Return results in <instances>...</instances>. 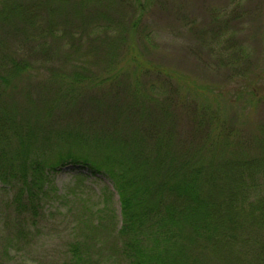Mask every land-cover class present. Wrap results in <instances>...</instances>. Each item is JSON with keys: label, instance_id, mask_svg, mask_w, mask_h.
<instances>
[{"label": "rangeland", "instance_id": "obj_1", "mask_svg": "<svg viewBox=\"0 0 264 264\" xmlns=\"http://www.w3.org/2000/svg\"><path fill=\"white\" fill-rule=\"evenodd\" d=\"M0 40L15 47L7 54L0 49V85L17 87L15 102L32 114L33 103H49L74 73L90 77L92 72L99 78L106 77L100 67L109 61L125 66L112 86L92 90L93 98L99 96L100 104L107 105L100 110L101 122L105 121L100 129H112L108 136L115 138L93 148L99 158L109 151H124L130 134L139 133L138 141L152 124L164 132L170 129L183 147L192 149H197L191 145L194 140L186 139H204L210 131V136L221 137L225 147L217 150L221 155L233 160L262 156L264 162V0H0ZM16 43H25L26 51L17 53ZM44 45L47 50L42 54L38 47ZM17 54L29 61L30 70L19 80L16 72H9L14 67L9 57L17 59ZM190 82L202 91L192 94L195 86ZM250 89L258 93L251 96ZM158 90L165 94L154 98L159 105L145 99L144 93ZM171 95L181 96L174 99L179 101L180 117L175 116ZM193 102L210 104V114L199 120L204 115L192 112ZM140 105L151 107L154 117L133 113ZM65 121H53L52 126L64 127ZM137 121L142 130L131 127ZM39 125L38 134L23 131L26 138L6 127L15 137L13 145L12 139H1L0 129V162L7 175H15L8 189L0 181V264H63L70 262L74 244L85 264H130L121 252L124 245L129 248L131 234L139 235L145 245L160 242L156 223H145L146 218L121 228L119 197L105 173L68 165L52 172L47 183L54 184L47 185L40 203L29 200L22 187L25 177L35 176L36 170L28 166L30 158L39 153L48 159L58 150L67 154L63 144L47 146L60 134L47 123ZM73 136L80 139L79 133ZM242 168L236 165L237 172ZM248 179L264 181V172H252ZM30 201L35 204L30 206ZM239 242L231 251L210 256V264H255L254 255L260 251Z\"/></svg>", "mask_w": 264, "mask_h": 264}, {"label": "trees", "instance_id": "obj_2", "mask_svg": "<svg viewBox=\"0 0 264 264\" xmlns=\"http://www.w3.org/2000/svg\"><path fill=\"white\" fill-rule=\"evenodd\" d=\"M80 42L76 44L84 52H91L88 47L84 49ZM16 46L17 53L26 51L25 43H16ZM45 47H38L43 49L42 54L47 50ZM0 49H4L7 54L9 49L14 50L15 47L0 40ZM128 50L126 45L125 52ZM17 56V59L9 57L14 62V67L10 68L9 72H16L20 76L24 71L21 76L25 78L26 73L30 71L27 69L29 61L18 54ZM42 57L45 59L44 55ZM147 66L152 67L150 64ZM100 70L105 72L103 75L106 77L98 78L92 72L90 77L74 73L65 88L53 92L49 103L46 104L42 99V103H33V114L28 108L22 110L15 102L14 93L17 87L0 85L1 139H12L13 135L8 133L6 127L12 132H18V137L26 138L23 131L34 130L33 132L38 134L42 129L39 124L47 123L60 134L54 139V143L48 139L51 143L46 142L47 146L56 147L63 144L67 151L65 154L58 150L48 159H44L39 153L30 158L28 166H32L36 172L34 178L28 180L25 177L23 183L22 191L27 193L28 199L40 203L43 195L47 193V185L54 184V180L47 183L52 172L61 171L68 165H79L89 168L94 174L105 173L112 180L120 201L122 229L131 227L137 220L143 221L144 218L147 219L145 223H156L155 230L160 234L159 243L156 241L145 245L141 243L139 235L131 234L127 241L129 248L123 246L121 255L130 264H210V256L216 255V252L222 254L224 251H231L237 239L241 241L239 243L244 242L249 250L260 251L254 255L257 259L255 264H264V181H258L257 178L258 180L251 182L248 179L252 172H264L263 157L247 156L233 160L228 154L223 156L217 151L225 148L221 137L210 136V131L204 139H186L188 143L194 140L191 145L197 146V149L183 147L170 129L167 130L166 127L167 131L164 132L162 128H152V124L145 129V134H140V138H144L143 142H140L141 139L137 141L139 133L136 132L135 135L130 134L129 139L125 141L124 147L127 150L124 148V151H109L102 158L97 157L92 153L93 148L108 144V140L115 138L108 136L112 129H100L105 125V121L101 122V108L107 105L100 104L99 96L93 98L92 94L96 93L92 90H104V84L112 86L111 83L120 76L119 73H123L125 66L119 63L113 66L109 61L104 67H100ZM107 76H110L111 80ZM257 82L258 74L255 85ZM20 83H23V80H20ZM194 86L192 94L202 91L196 84ZM204 90L209 88L205 87ZM162 92L163 90L153 94L144 93V96L154 102L155 97L165 95ZM256 93L258 91L249 90L251 96ZM171 96L175 103V116L180 117L179 101L174 99H180L181 96ZM85 101H88V104L81 107ZM154 103L159 105V102ZM160 103L166 104L167 109L173 111L165 100H160ZM193 105L196 108L192 112L197 113V116L204 115L199 120L210 114V104L196 105L193 102ZM150 108L143 109L140 105L133 113L137 116L145 114L154 117V110ZM87 113L92 116H87ZM40 115L47 119L39 118ZM60 120H66L64 127L52 126L53 121ZM131 127L142 130L138 121L131 123ZM78 133L80 139L75 140L73 134ZM13 139L10 141L12 145ZM23 144H26L25 140ZM30 145L32 146V143L28 144ZM73 149L77 151L74 152ZM20 150L27 151L23 148ZM236 165L243 167L242 173L236 171ZM14 177L15 175L11 177L6 174L1 161L0 181L6 184L4 187H12ZM34 204L30 201V206ZM175 229L180 232H175ZM236 249H240V245H237ZM69 255L70 262L63 264H85L84 255L79 253L75 244L70 248Z\"/></svg>", "mask_w": 264, "mask_h": 264}]
</instances>
